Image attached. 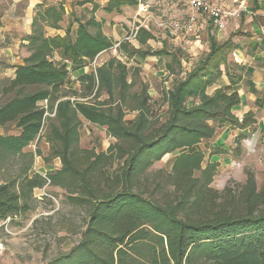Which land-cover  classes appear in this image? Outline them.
Here are the masks:
<instances>
[{
	"label": "trees",
	"instance_id": "trees-1",
	"mask_svg": "<svg viewBox=\"0 0 264 264\" xmlns=\"http://www.w3.org/2000/svg\"><path fill=\"white\" fill-rule=\"evenodd\" d=\"M137 4L109 0L104 10L113 13ZM35 9L33 32L26 38L30 55L13 78L0 79V172L18 160L23 163L17 175L0 182V222L27 213L33 191L45 186L46 179L33 171L34 153L26 151L44 140L52 158L61 162L47 178L88 213L78 245L49 264H264V187L259 189L249 172L238 191L226 187L220 195L211 187L220 165L203 166L205 155L199 149L219 127L245 128L253 122L247 120L250 116L242 121L234 116L240 103L237 92H208L224 69L229 74L232 41L210 37L205 57L163 92L166 117L152 123L148 86L140 96L131 95L134 84L127 80V66L115 58L78 76L80 89L67 86L73 73L114 47L101 23L94 17L82 22L72 13L65 35L49 36L48 29H62L64 3H41ZM137 35L142 46L154 39L143 28ZM118 51L129 58L167 57L172 75L184 72L180 51L165 46L143 50L122 42ZM229 77L232 84L239 80ZM103 94L108 98L102 102ZM73 95L81 97L74 100ZM127 109L138 111L128 122ZM83 119L106 127L116 142L105 152L81 149ZM168 154L178 156L158 187H173L174 199L144 194L140 180Z\"/></svg>",
	"mask_w": 264,
	"mask_h": 264
},
{
	"label": "rangeland",
	"instance_id": "rangeland-1",
	"mask_svg": "<svg viewBox=\"0 0 264 264\" xmlns=\"http://www.w3.org/2000/svg\"><path fill=\"white\" fill-rule=\"evenodd\" d=\"M77 1L79 3L85 2V0ZM58 2L60 0H57L56 3ZM174 3L176 4L177 12H174V8L171 11L168 9ZM49 4L55 5L54 2H49ZM182 4L184 5L179 0H152L149 3V14H147V11L145 18L128 15L127 24L131 23V29L133 30H128L129 39L126 38L122 42L130 43L132 40H137L134 31L140 26H144V23L147 22V24H150L154 35H156V37L154 36L155 38H159L161 42L165 41L163 38L167 39L164 43L165 48L173 53L180 51L179 55L184 66V72L179 73V75L167 74L159 79L157 77L149 79L141 67L133 65V58H126L118 51L119 49L116 50L118 46L116 48L113 47L101 58V63L115 58L127 66V80L130 83L133 81L134 84L129 92L131 95L140 96L142 89L148 86L149 93L153 95L149 101L151 108L150 120L152 123L162 121L168 113L169 108H167L168 105L164 100L163 92L171 89L176 81L185 76V72H189L190 69L195 67L198 61L205 57V54L210 49V38L207 37V33L204 34L205 37L198 31L189 35L173 37L167 32L166 25L187 18L185 9H188V7ZM84 5L80 3L76 7L79 12L77 15L82 22H86L90 18L88 17L86 7H83ZM118 19L115 18V21ZM77 25V23L74 24L73 28L75 29ZM62 26H66V29L68 28L65 20ZM213 28L209 27L208 33ZM137 41L138 43L134 42L136 47L139 45V40ZM147 48L151 49L147 44L143 46V50ZM210 91L211 88L208 92L211 93ZM74 96L81 97V95H73V99ZM106 98L108 96L103 94L100 101ZM77 99L81 100V98ZM88 99L86 98L84 101H88ZM133 104L134 101H131L130 106L133 107ZM126 111L127 122L133 120L138 115L137 110L127 109ZM48 114L54 117L56 111L54 113L49 112ZM81 125V141L79 145L81 149H94L96 152H105L112 143L116 142V139L109 135L106 127L101 128L88 123L84 119ZM2 131L3 129L1 128L0 133ZM10 131L11 133H16L12 128ZM41 141L39 144L33 143L26 151L34 153L33 171L41 174L46 179V183L44 187L36 188L33 191L29 202L30 210L27 213L19 215L14 221L5 224L0 222V246H2L0 249V264H49L57 259V257L67 254L72 248L77 246L81 240L82 232L86 229L85 225L88 219L87 209L73 205L67 199L68 193L66 190L52 185L47 178L49 171L61 167V162L59 159L52 158L50 144L44 140ZM177 156L178 154L165 155L161 161L155 162L150 166L147 176L140 180L139 190L146 195L152 193L156 198L163 200L165 198L174 199L173 187H164L162 190L158 186L163 183L167 173L172 171V165ZM22 165L23 163L19 160L16 163L9 164L0 172V182L17 175ZM205 165L206 163L203 164V166ZM231 165L236 171L222 173L219 170L213 177L211 187L215 191H218L220 195L223 194L226 187L238 191L247 183V174L249 172L254 174L258 188L264 187V171L257 173V171L251 170V167L250 170L246 168L240 169L241 165L238 162H233ZM160 190L163 192H159ZM218 201L220 202V200Z\"/></svg>",
	"mask_w": 264,
	"mask_h": 264
},
{
	"label": "crops",
	"instance_id": "crops-1",
	"mask_svg": "<svg viewBox=\"0 0 264 264\" xmlns=\"http://www.w3.org/2000/svg\"><path fill=\"white\" fill-rule=\"evenodd\" d=\"M109 0H86L85 5L88 11V17H94L101 23L102 32L108 36L111 41L116 44L121 43L128 38V30L132 31L131 23L127 24V17L141 16L145 18L149 14V3L152 0H138L136 6H126L120 11L107 13L104 8ZM181 3L183 2L182 0ZM220 3L227 9L233 10L242 8L239 17L229 21L228 26L224 30H215L209 18L205 15L198 16V24L196 32H200L202 36L207 33V37H214L217 42L223 43L231 40L233 52L237 51L241 57L242 63L231 64L229 74L232 77L239 78L235 84L231 83L229 74L225 69L222 78L216 86L211 88L214 90L223 88L228 94L237 92L240 97V103L233 110V114L239 120H243L246 116H250L248 121L251 125L247 127L223 125L219 127L213 139L207 140L199 145V149L205 155L204 163H218L220 172L236 171L231 165L233 162L240 163L241 168L248 170L264 171V0H212ZM55 2V0H0V79L13 78L17 67L24 64V60L28 58L30 53L26 49L28 41L26 38L33 32V19L36 15V7L41 3ZM64 2L66 8L65 23L70 25L74 19L72 13H79L77 0H60ZM172 2V1H171ZM175 2V1H174ZM59 3V2H58ZM173 3V2H172ZM77 4V5H76ZM183 5V4H182ZM95 6L98 8L96 9ZM186 7V5H183ZM95 8V9H94ZM177 12L176 4L168 8L170 11ZM85 10V12H86ZM148 13L146 14V12ZM173 12V13H174ZM187 17L188 9H185ZM71 15V16H70ZM129 15V16H128ZM79 17V16H78ZM88 18V19H90ZM115 18L118 19L115 21ZM209 27L213 29L209 31ZM76 28V27H75ZM143 28L149 30L153 35L150 24L144 23L134 31L138 40V31ZM66 26L62 29H48L49 36L65 35ZM156 37V35H154ZM149 39L147 45L152 50H160L164 46L167 39L159 38ZM205 37V36H204ZM132 40L129 44L136 47ZM145 44V45H146ZM120 46V45H119ZM119 46L116 48L119 49ZM136 48H142L140 44ZM108 52V51H107ZM107 52H103L95 61L98 66L102 65L101 58ZM123 54V53H121ZM126 58L125 54H123ZM133 58V65L141 67L144 74L149 79L161 78L167 74H171L172 64L167 57L148 56L142 59L139 56ZM61 56L59 53L55 55V61H59ZM231 62V61H230ZM94 63V62H93ZM93 63L80 72L72 74L67 86L78 89L80 82L78 76L82 73L86 74L94 68ZM221 152V153H219Z\"/></svg>",
	"mask_w": 264,
	"mask_h": 264
},
{
	"label": "built area",
	"instance_id": "built-area-1",
	"mask_svg": "<svg viewBox=\"0 0 264 264\" xmlns=\"http://www.w3.org/2000/svg\"><path fill=\"white\" fill-rule=\"evenodd\" d=\"M184 5L188 7V14L185 20L174 21L166 25L167 32L175 37L180 35H189L196 31L198 24V16L205 15L210 19L212 26L215 30H224L231 19L239 17L242 8L227 9L220 3H215L212 0H182ZM129 39V38H128ZM120 43L116 44L115 48ZM232 60L235 63H242L241 57L237 51L232 52ZM97 61H94L93 66L96 68ZM11 219H7L3 224L10 222ZM2 246H0V249Z\"/></svg>",
	"mask_w": 264,
	"mask_h": 264
}]
</instances>
